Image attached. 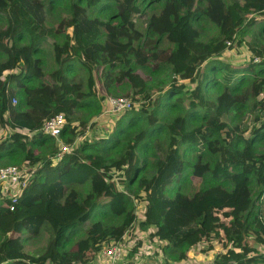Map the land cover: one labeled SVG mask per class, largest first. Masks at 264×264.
I'll return each instance as SVG.
<instances>
[{"label":"trees","instance_id":"1","mask_svg":"<svg viewBox=\"0 0 264 264\" xmlns=\"http://www.w3.org/2000/svg\"><path fill=\"white\" fill-rule=\"evenodd\" d=\"M155 1L57 0L70 15L49 27L44 0H0L6 23L0 27V128L12 130L0 141V159L36 166L14 209L0 195V264L88 263L103 242L132 234L137 202L146 204L142 227L155 226L166 242L172 261L162 264L182 262L214 238L226 240L216 264H264L257 247L264 244V45L249 43L260 63L221 59L227 42L241 45L261 17L264 32V0H175L160 32L150 16ZM205 17L218 30L207 41L196 25ZM47 37L54 39L57 64L51 83L44 81ZM165 39L172 45L163 47ZM78 69L89 71L87 80L76 78ZM93 70L103 93L128 85L130 98L148 105L122 114L107 137L81 141L54 162L58 140L42 132L45 120L64 113L60 139L72 145L100 114L99 100L107 103L104 95L95 99ZM167 72L170 83L159 89L157 103L152 82ZM163 99L174 107L172 117L158 114ZM191 176L203 182L197 199L183 190ZM45 224L52 231L48 246L25 252L22 234L37 236ZM81 227L86 235L75 241Z\"/></svg>","mask_w":264,"mask_h":264},{"label":"rangeland","instance_id":"2","mask_svg":"<svg viewBox=\"0 0 264 264\" xmlns=\"http://www.w3.org/2000/svg\"><path fill=\"white\" fill-rule=\"evenodd\" d=\"M44 1L46 2V11H47V22L46 23L49 27H55L61 18L70 15V10L67 8V6L65 4L59 5V4H57V0H44ZM174 2H175V0L174 1L158 0V1H155L154 4L149 8L150 9V16H151V19L153 22V27L158 32H160L162 30V24L164 22V18L166 16L168 10L171 8L172 3H174ZM262 19H263L262 17L258 18L257 23L248 29V32L245 35L244 41L241 45H239L238 47L236 46L234 48H229V50H226L222 54L221 59H223L227 62H230L232 64H243V63L251 62L250 56L253 54L251 53V48L249 47V43L250 42L255 43L254 41H256L258 44L264 45V32L261 31V26H260ZM5 25H6L5 22H0V27L5 26ZM196 25L199 28V30L201 31V39L202 40L207 41V40H210L211 37L217 35L218 30H217L216 26L214 24H212L206 17L204 18V20H202V22L197 23ZM53 40H54L53 37H47L42 42V47L44 49V52L42 54V58L44 59V70H45V74H46L44 77V81L49 82V83L52 82L51 77L49 75V72L57 67L56 61L54 59V50H53V43H52ZM59 40L62 41L63 38L61 37ZM171 45L172 44L169 41H167L166 39L163 41V47H168ZM256 46H261V45L256 44ZM139 71L141 72V74L143 76H145V77L147 76V74L142 69H140ZM92 72H93V75H94L95 80L97 82V87L99 90V94L95 97V99L99 100L102 95L105 96V99L110 95L111 96H127V97H130V93H129L130 92V86H128V85L120 86L119 90H118L119 91L118 94L112 95V94L103 93L102 88H101V85H102L101 79L102 78L100 79V76L98 74H96L94 72V70ZM76 75H77L76 78L83 77L85 80H87V78L89 76V71L83 70V69H78L76 72ZM170 77L171 76L167 72V73H164L163 75H161L160 78H158L154 82H152V86H151L150 91H151L152 96L158 98L157 103L159 102V99H160L159 97L161 95H163V93L159 94L158 91H159V89L165 90V88L167 87V84L170 83ZM161 79H163V81H161ZM185 83L188 84L189 82L186 81ZM186 89H188V87ZM210 95H211V93H210ZM99 101L102 103V110H101L100 114L92 117V119L90 120V123H89L88 132L85 133L86 134L85 136H83L79 140H77V143H80L81 141H86V140H88V141L89 140H95V139H97L95 137H107L109 135V133L112 132L115 129L116 125L118 124V121L122 115L120 116V115H116L115 113H111L109 111L108 104L106 103V100H99ZM170 104H171L170 102L165 101L163 99L157 108L158 114L165 112L168 115H170V117H172V115L174 114L173 112H175V111H174V107H172V109H170V107H171ZM146 105H148V100L142 106H146ZM142 106H138V107H142ZM156 106L157 105H153V107H156ZM150 109H148V111ZM168 109L173 110V112L169 111ZM177 114H179V113H177ZM158 117L160 119V116H158ZM251 119H252V117H251ZM224 120L228 123L231 122L229 117L224 118ZM161 121H163V120H161ZM94 126L96 127L95 132H93ZM249 134H250V132L248 130L246 132V135H249ZM9 135H10V131L2 128L0 130V141H2L4 139V137L8 138ZM91 137L95 138V139H92ZM57 143L59 145L62 142L57 141ZM263 147H264V143H263ZM182 148L184 150L185 148H187V146H183ZM7 162L8 161L5 159H0V167L11 165V164H8ZM202 186H203L202 179L191 176L189 178V180L184 184L183 190L187 194H189L192 199H197V198L201 197L205 192V190L203 189ZM79 188L82 190V192L84 194L88 190V187H86L84 185L79 186ZM172 192H173L172 186L171 187L169 186L167 189V194L169 196H173ZM142 213H143V208H141V210H139L140 217H142ZM96 218L103 219L102 217H99V216L94 217V219H96ZM94 219L91 221V223L94 221ZM103 220L106 221L107 223L115 221L114 219L110 221V219H105V218ZM150 227L144 228L139 223V225H137V227L135 229L136 232H134V233H135V236H137L138 240H136L137 244H136V248L134 250H136V255H137L136 260L138 262H136V260H135L134 262H132V264H143L145 262H146V264L148 263L146 261L147 257L143 256L144 251H148L149 253L150 252L152 253L153 250L151 249V251H149L148 246H146L144 244V242H145V240L152 238L151 235H153V230L155 231V229H156L154 226L151 228ZM85 235H86V228L81 227L80 232L78 233V235L75 236V241L84 237ZM51 238H52V231L50 230V227L48 224H45L41 233L37 236H33V235L28 234V233H23L22 239H23L24 250H25V252L30 253V254H38L48 246ZM137 245H139V246L137 247ZM257 247L260 248L259 251L262 253L263 246L257 245ZM134 250H130V249L127 250V256H126V259L123 261V264L129 263L128 259L131 258L133 252H135ZM140 251H143V254L140 255ZM224 251H225V246L222 243H219L215 240L213 241V245L207 244L206 242H203L200 244L198 249L195 251L194 258H196V256L198 255V257H201V262H203V264H211V263L216 264L215 259H217L218 254L223 253ZM164 253H165V250H164ZM158 255H160V252H158ZM198 257H197V260H198ZM164 261L165 262L169 261L166 254L165 255L163 254V256L161 255L160 258H157L156 255L153 254L152 261H151L153 264H162V263H164ZM171 261L172 260H170L169 262H171ZM191 261H192V259L190 260V262ZM172 263L173 264H183V263L175 262V261H173Z\"/></svg>","mask_w":264,"mask_h":264},{"label":"built area","instance_id":"3","mask_svg":"<svg viewBox=\"0 0 264 264\" xmlns=\"http://www.w3.org/2000/svg\"><path fill=\"white\" fill-rule=\"evenodd\" d=\"M231 45H232V41H228L227 50H229ZM250 60H253L254 63H260L262 61L261 57L254 56V55L250 56ZM261 99L264 104V92L261 95ZM146 102H147L146 100L133 101L130 97H127V96H111L110 95L107 97V104H108L109 111L111 113H115L116 115H120V116L124 114L125 112L132 110L134 107L137 108L138 106L144 105ZM14 103H16V100H14ZM259 114L261 117V121H263L264 120V108L262 111H259ZM66 124H67L66 115L64 113H56L50 116L48 119H46L41 128L42 132H44L45 134L51 135L55 137L58 141L62 142L59 144V150L53 159L54 162L61 161L64 155L71 152L79 144L76 141L75 143L70 145L69 143H65L63 140L60 139V134ZM1 129L2 128H0V130ZM4 129L9 130L10 134L12 133V130L10 127H4ZM22 132L26 133V131H22ZM5 138L6 137H4V139ZM79 139L80 138H78L77 140ZM35 169H36V166H31L27 164H24L23 166L11 164V165L0 167V195L9 201L11 209H14L15 205L19 202L20 197L22 196L24 192V189L27 187L30 179L33 177V173ZM116 180H117V184L119 188L123 189L128 195H131L128 190L124 189V186L120 183V180L118 178H116ZM141 208H143L142 217H140L139 215V210H141ZM145 210H146L145 202H137V214H138L139 222L135 223V229L137 225H139L140 221H142L145 218ZM135 229L132 232V234L130 232L125 233L122 240H119V241L113 240L109 242H106V241L103 242L100 245V250L98 251L96 257L92 261L88 263H84V264H123V261L126 259V256H127V250L129 249L134 250L136 248V244H137L136 240L138 239L134 233L136 232ZM156 229L155 231L153 230V235H151L152 237L151 239L153 241L151 239H148V240H145L144 242V244L148 246L149 251H151V249L153 250L152 253L151 252L149 253L148 251H144L143 256L147 257L146 259V261L148 262L147 264H153L151 262L153 254H155L157 258H160L161 255L163 256V254L164 255L166 254L164 253V247L166 245V242L160 239L159 236L155 235ZM222 235H224V231L222 232ZM214 240L222 244L223 242L226 241L224 238H222L221 241L214 238L212 239V242L208 240H205L203 242H206L207 244H209L210 242L213 243ZM200 244L194 249H192V251H190L188 259H192V257H194V253L198 249ZM138 246L139 245H137V247ZM262 246H263L262 253H264V244H262ZM258 249L260 250L259 247ZM225 250H226V247H225ZM134 251L135 252H133L131 258L128 259L129 260L128 264H132V262H134L137 259L136 250ZM158 252H160V255H158ZM141 254H143V251H140V255ZM136 262L138 261L136 260ZM28 264H38V263L29 261ZM45 264H51V262L47 261ZM143 264H146V262Z\"/></svg>","mask_w":264,"mask_h":264},{"label":"crops","instance_id":"4","mask_svg":"<svg viewBox=\"0 0 264 264\" xmlns=\"http://www.w3.org/2000/svg\"><path fill=\"white\" fill-rule=\"evenodd\" d=\"M197 257L198 255L196 256V258H192V261L190 262L191 259H186L180 263H183V264H203V262H201V257H198V260H197Z\"/></svg>","mask_w":264,"mask_h":264}]
</instances>
